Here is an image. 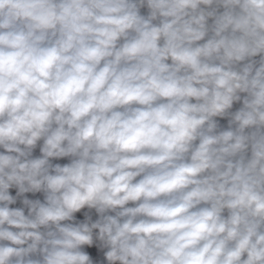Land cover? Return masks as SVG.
<instances>
[{
  "label": "clouds",
  "instance_id": "obj_1",
  "mask_svg": "<svg viewBox=\"0 0 264 264\" xmlns=\"http://www.w3.org/2000/svg\"><path fill=\"white\" fill-rule=\"evenodd\" d=\"M0 264H264V0H0Z\"/></svg>",
  "mask_w": 264,
  "mask_h": 264
}]
</instances>
